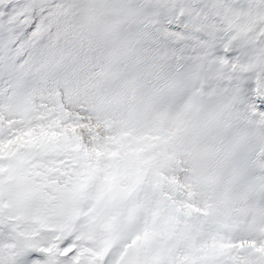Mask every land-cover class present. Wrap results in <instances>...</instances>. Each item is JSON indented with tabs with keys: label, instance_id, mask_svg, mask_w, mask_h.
Returning <instances> with one entry per match:
<instances>
[{
	"label": "snow or ice",
	"instance_id": "1",
	"mask_svg": "<svg viewBox=\"0 0 264 264\" xmlns=\"http://www.w3.org/2000/svg\"><path fill=\"white\" fill-rule=\"evenodd\" d=\"M0 264H264V0H0Z\"/></svg>",
	"mask_w": 264,
	"mask_h": 264
}]
</instances>
